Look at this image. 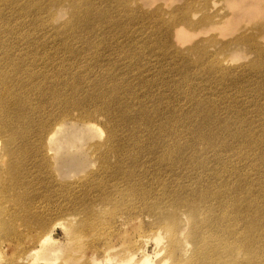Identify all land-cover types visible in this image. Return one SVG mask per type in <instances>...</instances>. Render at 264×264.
Here are the masks:
<instances>
[{"label": "bare ground", "instance_id": "1", "mask_svg": "<svg viewBox=\"0 0 264 264\" xmlns=\"http://www.w3.org/2000/svg\"><path fill=\"white\" fill-rule=\"evenodd\" d=\"M41 1L0 0V236L7 228H13L4 219L11 211L22 214L20 222L30 225L48 222L51 218L40 212L54 210L58 219L77 218L82 226L81 236L89 238V234L97 232L103 242L111 234L105 233L102 227H121L134 217L143 216L152 219L150 225L156 228L155 234L140 235V243L126 249L123 257L107 256L103 261L93 260V264H156L153 258L158 256L156 248L162 241L160 230L164 226L171 230L168 250L173 264H264V120L261 131L256 133L253 119L228 114L239 113L242 104L219 109L210 106L209 109L224 119L206 127L207 131L213 126L221 129L211 135L212 142L208 143L204 141V133L188 137L175 131L172 119L166 120L175 112L168 107V112H163L161 99L165 90L152 92L156 99L149 104H144L143 99L142 106L136 109L132 103L141 98L130 88L112 86L95 94L97 89L93 86V92L78 96L79 80L66 63L76 64V60L96 48L89 36L103 38L104 13L89 14L88 9L110 0H89L80 11L71 12V17L79 22L67 20L57 28L37 21L24 27L17 16L10 15L45 11L51 14V3L43 7ZM10 16L11 19L6 18ZM34 28L42 32L40 38L23 39ZM47 30L51 36L71 33L72 37L67 40L78 36L71 41L74 48L66 46L71 59L62 58L58 46L63 40L48 39L44 33ZM180 38L177 34V39ZM166 40L165 37L164 44ZM138 42L130 38V46ZM110 48L131 58L130 71L124 75L136 77V65L146 51L137 52L114 44ZM153 51L151 46L147 53ZM93 64L100 65V61L97 59ZM221 69V66L204 68L208 73L223 72ZM110 71L109 75L112 67ZM122 77V74L109 76L108 80ZM130 84L134 87L133 82ZM144 84L145 79L139 77L136 85ZM95 110L103 111L105 116L104 138L94 148L96 168L73 183L56 179L49 168L54 190L40 186L41 174L52 167L53 158H62L63 146L73 151L69 155L73 163L86 164V154L77 157L80 148L74 143L78 140L75 131L94 137ZM141 127L158 131L156 136L148 135L154 143L151 146H140L142 138L137 130ZM125 128H131V133L118 137V131ZM100 146L104 147L103 152H99ZM257 146H261V153L256 151ZM228 158L232 159L224 164ZM54 172L57 174L59 170ZM43 197L58 200L41 208L37 201ZM164 211L174 217L182 211L190 222L188 236L194 240L195 249L188 260L181 261L177 254L187 253V245H176L175 225H167L172 223L163 219ZM108 215L112 218L108 219ZM69 223L58 224L70 232ZM56 235L49 232L41 245L38 243L35 249L22 252L24 258L37 261L30 264H54V258H59ZM89 244L87 241L88 247ZM237 249L243 251L241 258L236 256Z\"/></svg>", "mask_w": 264, "mask_h": 264}, {"label": "rangeland", "instance_id": "2", "mask_svg": "<svg viewBox=\"0 0 264 264\" xmlns=\"http://www.w3.org/2000/svg\"><path fill=\"white\" fill-rule=\"evenodd\" d=\"M88 2L89 0H76V2L42 0L43 7L51 3L49 10L52 11L51 14L45 11L42 14L20 16L14 12L10 15L17 16L24 27L28 23L35 24L37 21L57 28L67 20L79 22L71 17V12L80 11L81 7ZM1 11L4 13L3 9ZM88 13H104L105 28L102 33L103 38L89 36V39L96 44L92 52L85 53L76 60L78 62L76 64L66 63V67L71 68L79 80L78 96L83 97L85 93L93 92V86L97 89L95 94L108 91L112 86H118L121 89L130 88L141 98L138 102L132 103L136 109L142 106L143 99L144 104H149L156 99L152 92L165 90L164 98L161 99L163 112H168L167 107L175 112L173 117H166V120L172 119L175 131L186 133L188 137L196 136L200 132L204 133V141L208 143L212 142L211 135L221 129L213 126L207 131L206 127L214 124L218 119L220 121L224 119V116H218L209 107L219 109L237 103L243 105L240 112L228 114L233 117L241 115L243 118L253 119L255 125L252 126H256V133L261 131L264 120V110H260L261 106H264V0H110L107 4L101 1L95 7H90ZM13 20L17 23V20ZM107 25L110 27H106ZM44 33L48 39L55 37V39L63 40L62 45L58 46L62 58L68 56L66 46L74 48L71 41L78 39V36L69 40L65 39L72 37L69 32L62 33V37L51 36L49 30ZM177 34L181 36L180 39H177ZM41 35L42 32L34 28L29 32V36H23V39L36 40ZM165 37L167 40L164 44ZM130 38H136L139 42L130 46ZM113 44L137 52L146 51V53L153 46L154 51L145 53L141 57L136 65L138 75L127 78L124 74L130 71L131 58L119 50L110 48ZM173 57L175 59L171 61ZM97 59L100 65L96 66L93 62ZM257 61L260 62L257 63ZM218 66H221L223 72L208 73L204 70L206 67ZM111 67L113 71L109 75ZM120 74L123 75L122 79L118 78L112 82L108 80L109 76ZM141 76L145 79V84L137 86V80ZM160 81L166 83H159ZM216 81L220 83L213 85ZM130 82H133L134 87ZM94 114L96 118L92 120L95 125L92 139L84 131H75V137L78 136V140L74 143L80 148V152L76 154L78 158L86 154V164L73 163V159L69 156L73 151H68L63 146L60 153L63 154L62 158L52 159V167H48L47 172L41 174L40 186L45 185L54 190L50 169L53 170L51 172L56 179L70 180L73 183L78 179H84L89 171L96 168L97 154L94 153V148L104 138L105 116L100 110H95ZM131 131V128L120 129L118 137H126ZM157 132L156 128L147 130L145 127L138 128L137 133L142 138L140 146L154 144L149 140L148 135L156 136ZM187 141H191L190 138H187ZM195 142L201 144L200 141ZM100 147L99 152H103L104 147ZM74 151L77 152L75 149ZM256 151L261 153V146H257ZM231 159L228 158L223 163L228 164ZM146 164L151 165L149 162ZM54 170L59 172L56 174ZM101 175L104 176V173ZM260 175L262 176V173H259ZM56 200H58L56 197L50 199L43 197L37 201V204L43 208ZM40 213L46 214L51 219L42 224L26 225L20 222L22 214L18 212L11 211L4 216L6 222L13 228H7L0 236V264L36 263L34 258H24L22 252H28L31 248L35 249L38 243L41 245L43 238L49 232L57 234L58 238L59 258H54V264H93V260L103 261L107 256L123 257L126 249L140 243V235L151 236L156 232V228L150 225L152 219H146L143 216L134 217L121 227H102L105 233L111 234L109 240L103 242L98 239L97 232L89 234V238L81 236L82 226L76 217L75 220L71 216L58 219L55 217L54 210ZM106 217L112 218L109 215ZM162 217L165 221L172 223L167 224L168 226L175 225L176 245L186 243L187 253L180 251L177 254L181 261L188 260L195 249L194 240H190L188 236L189 220L182 215V211L175 217L170 215L169 211H164ZM153 221L154 225H157L154 218ZM58 223H69L72 227L71 231H65L63 225ZM170 232L171 230L168 231L165 226L160 230L163 238L156 248L158 256L153 258L156 264H173V258L168 250L170 249ZM231 240L233 242V238ZM87 241L90 243L89 247L86 245ZM237 250L236 256L241 258L243 251Z\"/></svg>", "mask_w": 264, "mask_h": 264}]
</instances>
